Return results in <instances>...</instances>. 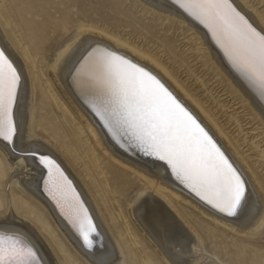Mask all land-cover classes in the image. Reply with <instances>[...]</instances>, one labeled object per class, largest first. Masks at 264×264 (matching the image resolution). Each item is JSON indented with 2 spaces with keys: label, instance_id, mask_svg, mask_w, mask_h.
<instances>
[{
  "label": "bare ground",
  "instance_id": "bare-ground-1",
  "mask_svg": "<svg viewBox=\"0 0 264 264\" xmlns=\"http://www.w3.org/2000/svg\"><path fill=\"white\" fill-rule=\"evenodd\" d=\"M2 1L0 45L8 48L26 78L20 102L23 143L29 145L36 141L52 151L101 227L104 243L109 251L114 252L116 264H148L149 258L143 254L141 242L149 244L166 264L167 257L147 227L143 216L145 209L149 219L154 213L162 211L184 229L191 240L188 245L191 253L189 264L196 263L194 252H206V246L214 252L217 261H220L218 256H221L224 264H238L240 250L244 253L246 250L241 245L242 241H227L226 235H240L247 241L264 227V214L240 220L222 217L182 186L175 182L162 183L135 167L133 161L136 157H130L112 146L98 118L70 87L67 67L60 59L64 50L80 37L102 39L147 64L198 116L217 143L244 172L250 185L261 192L264 190V173L261 172L264 163L253 164L248 159L239 149L242 144L227 131V127L205 105V101L199 99L158 56L127 38L100 28L97 22L101 21L115 29L129 28L131 34L150 40L161 47L173 62L176 60L178 63L181 59L175 54L173 42L167 38L155 40V35L149 30L144 32L143 27H136L134 19L120 20L115 14L122 10L121 5L113 0ZM138 1L155 12L180 21L196 34L207 52V58L216 67L214 69L220 82L228 86V92L239 98L253 119L264 128V117L260 110L250 102L246 90L227 69L222 54L211 43L205 30L194 22L171 14L167 0ZM235 3L258 29L264 28V18L256 9L245 0H235ZM82 29L87 30L82 32ZM63 35L65 39L54 46L55 41ZM178 65L183 66L181 62ZM96 151L101 153L104 163H99L100 157H94ZM72 163L83 166L82 173L88 181L81 177ZM32 174V169L22 159L9 154L0 144V188L4 201V204L0 201V216L7 212L6 219L21 226L38 241L47 264H74L76 255L88 263V257L82 253L71 226L42 186L37 187ZM142 200L143 206L136 210ZM39 231L51 237L61 257ZM55 231H60L76 255L64 252L61 241L54 237ZM128 243L130 247L126 246Z\"/></svg>",
  "mask_w": 264,
  "mask_h": 264
},
{
  "label": "snow or ice",
  "instance_id": "snow-or-ice-1",
  "mask_svg": "<svg viewBox=\"0 0 264 264\" xmlns=\"http://www.w3.org/2000/svg\"><path fill=\"white\" fill-rule=\"evenodd\" d=\"M167 6L205 30L264 117V28L250 22L235 0H167ZM60 59L70 87L98 118L112 146L136 157L135 167L162 183L182 186L222 217L264 214V190L250 185L198 116L147 64L102 39L80 37ZM25 79L8 48L0 45V144L32 169V179L71 226L88 264H116L101 227L52 151L36 141L23 143ZM7 216H0V264H47L38 241ZM143 216L166 264H189L191 240L184 229L162 211L149 219L145 209Z\"/></svg>",
  "mask_w": 264,
  "mask_h": 264
},
{
  "label": "rangeland",
  "instance_id": "rangeland-1",
  "mask_svg": "<svg viewBox=\"0 0 264 264\" xmlns=\"http://www.w3.org/2000/svg\"><path fill=\"white\" fill-rule=\"evenodd\" d=\"M245 1L264 18V0ZM2 2L0 0V5ZM113 2L121 5L122 10L115 14L120 20L134 19L136 27H143L144 32L149 30L151 34L155 35V40H162L164 38L171 40L175 47V54L181 59L180 62L183 66L179 67L178 63L180 62L177 63L176 60L173 62L161 47L152 44L150 40L139 38L136 34H131L129 28H110L101 21H98L97 25L100 28L108 29L110 32L124 39L127 38L135 45L147 49L151 54L158 56L199 99L203 102L205 101V105L209 109H212V112L216 113L219 121L227 127V131L236 136L239 144H242L239 149L248 156V159L253 164L255 162L264 163V128L253 119L241 100L228 92V86L220 82L219 76L214 69L216 67L207 58V52L204 50L202 42L196 34L187 25L159 12H155L154 9L145 6L138 0H113ZM64 39L65 35L59 37L55 41L54 46ZM100 154V152L96 151L94 157H100L99 163L102 164L104 163V159ZM72 165L81 174V177L88 181V178L82 173L83 166L78 163H72ZM259 170L261 171L262 169L259 168ZM261 172L264 173V170ZM15 188L18 189V186H15ZM7 189L8 187H6ZM1 192L2 188H0V201L4 204ZM30 225L35 228L32 223ZM130 227L132 226L130 225ZM39 232L55 252H57L58 256L61 257V253L58 251V247L53 243L51 237L43 231L42 233L41 231ZM54 237L61 241L65 253L75 254L60 231H55ZM226 238L230 242L242 241L241 245L245 248L246 252L244 253L243 250H240L238 258L240 262L238 264H264V227L247 241L244 239L245 237L231 233H228ZM137 241L139 242L138 239ZM126 246L130 247L131 245L128 243ZM140 246L143 249V254L149 258L148 264H165L149 244L141 242ZM76 256V263L74 264H88L82 257ZM194 256L197 257L195 264H224L222 263L224 258L218 256L220 261H217L214 252L207 246L206 252L195 251Z\"/></svg>",
  "mask_w": 264,
  "mask_h": 264
}]
</instances>
